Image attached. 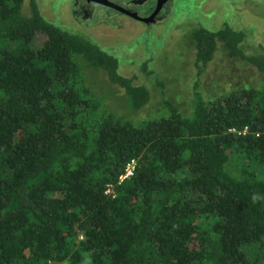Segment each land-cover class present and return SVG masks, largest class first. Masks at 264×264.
I'll use <instances>...</instances> for the list:
<instances>
[{
    "label": "trees",
    "instance_id": "1",
    "mask_svg": "<svg viewBox=\"0 0 264 264\" xmlns=\"http://www.w3.org/2000/svg\"><path fill=\"white\" fill-rule=\"evenodd\" d=\"M217 36L264 71L228 27L189 32L195 61ZM117 67L34 0H0V264H264V87L193 91L187 115L162 100L135 124L83 83L101 72L139 109L147 88Z\"/></svg>",
    "mask_w": 264,
    "mask_h": 264
},
{
    "label": "rangeland",
    "instance_id": "2",
    "mask_svg": "<svg viewBox=\"0 0 264 264\" xmlns=\"http://www.w3.org/2000/svg\"><path fill=\"white\" fill-rule=\"evenodd\" d=\"M215 1L218 2L216 15L208 17L203 22L204 27H211L223 13L234 27L243 25L245 18L241 19V14L244 13L241 12L242 7L247 10V14L252 9L264 16V0H174L168 11L170 16L158 26L135 25L138 28L136 31L125 21L118 24L116 33L109 31L105 32L104 36H93L97 39L100 49L117 58L118 73L120 70L123 75L133 76V83L143 84L147 88L148 100L139 109L132 110L125 101L122 90L108 85L109 82L106 78L107 83L104 81L101 72L93 74L87 70L82 76L83 83L87 84V87L90 86L97 99H101L105 110L135 124L162 114L165 109L162 100L175 105L182 116L187 115L193 91L203 100H208L241 87L263 88L264 73H255L247 64L234 59L236 57H227L219 46L206 71L195 74L194 50L187 36L189 31L187 28L184 31L185 26L179 24L184 23L183 19L200 23L199 12L205 15L211 13L212 8L207 6ZM54 2L59 5L54 11V18H58L61 9L66 13V4L65 0ZM247 21L258 32L264 29L262 24L256 27L253 24L255 22H250L248 18ZM86 36L96 44L90 35ZM252 37V41L264 44V39ZM143 63L145 68L140 71L139 67Z\"/></svg>",
    "mask_w": 264,
    "mask_h": 264
},
{
    "label": "flooded vegetation",
    "instance_id": "3",
    "mask_svg": "<svg viewBox=\"0 0 264 264\" xmlns=\"http://www.w3.org/2000/svg\"><path fill=\"white\" fill-rule=\"evenodd\" d=\"M41 1L42 3L39 0H34L40 13L45 17L47 21L61 27L68 32L82 34L86 38V34H88L96 41V45L99 43L93 36H104L106 35L105 32L109 31H113L116 33L119 29L118 24L125 21L130 23L131 27H134L136 31L138 30V28L135 27V25H138L140 27L144 25L148 27L153 25L158 26L161 23H164L170 16V14H168V11L171 9L174 2V0H65L64 4H66L67 14L65 13L64 9H61L59 17L54 18V11L59 5H56V3L54 2L55 0H48V2L46 3H44L43 0ZM217 3L218 2L215 1L207 6L212 8L211 13L205 15L202 12H199L198 19L200 20V23L196 24L194 20L183 19L184 23L179 25L185 26L184 31L187 28L189 32H191L193 29L201 27L209 31L226 30V28L228 27L241 35V42L239 43V47L241 45L244 52L250 53L252 48L258 50L264 48L263 43L252 41V36H255L259 39H264V29L258 32V30L251 26L252 24H249L247 21L248 18L250 22H255L253 24H255L256 27L259 24H262L264 26V16H262V14L260 13L252 11V9L247 14V10H243V7L241 8V12H244L243 14H241V19L245 18V21L243 25H240L239 27H234L233 25H231L232 22L228 20L225 13L221 14L220 18L215 21V23L212 24L211 27H204L203 22H205L208 17L216 15ZM26 5H28V0H26ZM26 7L28 8V6ZM189 32L187 35L188 38ZM191 46L193 48L192 50H194L193 65L195 67L196 75L200 74L202 71H206L205 69L212 61L213 55H215L214 53L216 52L218 46L224 50L225 55L227 56V51L224 48V41L221 40L218 36L213 40V49L211 53L212 58L207 60L205 63L195 61V48L192 44V40ZM243 63L245 64L246 62ZM246 64L255 73H264V71H257L248 63ZM144 68L145 63L141 64L139 67L140 71H142ZM121 73L122 71L119 70V74L121 76L129 78L131 80V84L140 85L137 82L133 83V76H126Z\"/></svg>",
    "mask_w": 264,
    "mask_h": 264
},
{
    "label": "built area",
    "instance_id": "4",
    "mask_svg": "<svg viewBox=\"0 0 264 264\" xmlns=\"http://www.w3.org/2000/svg\"><path fill=\"white\" fill-rule=\"evenodd\" d=\"M135 167V160H130L126 165L125 168H123L122 173L119 175L118 180L121 181L123 179H127L132 175L133 169ZM108 188H106L104 191L106 192Z\"/></svg>",
    "mask_w": 264,
    "mask_h": 264
}]
</instances>
